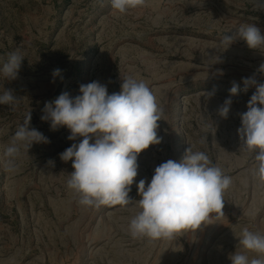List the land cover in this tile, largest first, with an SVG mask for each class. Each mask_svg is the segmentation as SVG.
<instances>
[{"label":"rangeland","instance_id":"rangeland-1","mask_svg":"<svg viewBox=\"0 0 264 264\" xmlns=\"http://www.w3.org/2000/svg\"><path fill=\"white\" fill-rule=\"evenodd\" d=\"M254 3L146 0L120 14L108 0H0V67L12 51L25 57L15 80L0 75V94L11 90L18 98L0 105V264H231V254L245 251L243 228L264 234V184L254 175L258 150L249 151L237 131L256 91H244L242 78L264 83V46L250 49L240 39L226 50L221 44L244 24L264 34V10ZM55 69L61 74L54 78ZM128 76L146 82L163 109L161 143L139 154L129 204L82 207L66 184L72 162L59 155L79 139L68 140L66 126L52 130L40 119L42 109L93 81L119 93ZM233 82L237 95L230 93ZM228 98L223 118L219 109ZM30 111V127L50 142L21 148L17 171L7 172L4 150ZM190 146L232 180L223 193L224 215L213 213L207 224L172 239H132L137 183L145 179L147 186L157 166L180 162Z\"/></svg>","mask_w":264,"mask_h":264},{"label":"clouds","instance_id":"clouds-1","mask_svg":"<svg viewBox=\"0 0 264 264\" xmlns=\"http://www.w3.org/2000/svg\"><path fill=\"white\" fill-rule=\"evenodd\" d=\"M103 4V0H100ZM111 8L126 14L144 6L146 0H108ZM254 7L264 10V0H255ZM237 39L246 42L250 49L264 46V34L255 24L241 25L235 32L223 35L225 50ZM25 57L17 49L8 54L0 67V75L7 81L15 80ZM264 72V64L260 66ZM61 74L55 69L53 77ZM121 91L108 94L106 85L98 81L79 86V94H60L45 102L40 119L50 123L52 130L66 126L71 144L60 153L65 163L72 162L74 169L67 179V188L78 197L85 208L102 205H127L131 186L138 175V156L150 145H158V121L163 109L149 85L143 80L128 76L122 79ZM54 82V80H53ZM244 91L255 86L256 91L247 102V111L240 114L241 127L237 130L249 151H257L255 177L264 184V83L254 78H242ZM239 85L233 82L231 95H237ZM18 98L11 90L0 94V105L12 106ZM232 100L228 98L219 109L227 118ZM31 111L20 124L4 150V168L17 171L16 160L21 148L29 152L34 143H49L47 137L30 127ZM49 163H52L49 161ZM232 183L229 176L214 166L208 155L193 151L192 146L180 162L172 159L154 170L151 181L137 183L140 211L128 226L132 239H172L186 230H197L212 218L213 213L223 216V193ZM239 245L244 252L230 255L231 264H264V234L243 228ZM255 253L249 258L246 253Z\"/></svg>","mask_w":264,"mask_h":264}]
</instances>
